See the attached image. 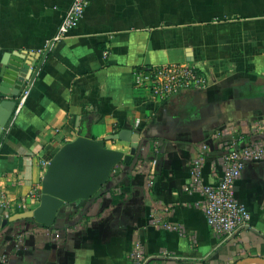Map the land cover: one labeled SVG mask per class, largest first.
Instances as JSON below:
<instances>
[{"label":"crops","instance_id":"obj_1","mask_svg":"<svg viewBox=\"0 0 264 264\" xmlns=\"http://www.w3.org/2000/svg\"><path fill=\"white\" fill-rule=\"evenodd\" d=\"M71 2L0 0V68L14 58L30 72L24 106L0 131L2 211L37 207L48 161L77 136L129 129L140 146L96 195L63 204L53 225L2 228L0 264H136L135 243L145 264L264 258V156L235 180L250 223L233 237L211 231L201 191L188 188L195 158L201 184L214 185L231 145L264 141V0H89L53 40ZM184 62L204 87L153 100L133 83L135 71ZM13 91L0 80V107ZM105 146L128 153L130 142Z\"/></svg>","mask_w":264,"mask_h":264},{"label":"built area","instance_id":"obj_2","mask_svg":"<svg viewBox=\"0 0 264 264\" xmlns=\"http://www.w3.org/2000/svg\"><path fill=\"white\" fill-rule=\"evenodd\" d=\"M89 0H72L64 13L53 40L62 39L68 31L77 25ZM133 83L136 87L148 89L151 99L161 100L184 88H202L206 77L193 64L163 63L134 72ZM29 94V85L22 84L15 96L12 117L24 106ZM264 156V141L247 138L240 147L231 145L224 154V167L214 185L201 184L199 159L190 165L191 183L189 189H199L202 193V208L211 231L224 239L233 237L249 226L250 213L234 195L235 180L249 161H257ZM5 204V194L0 190V208ZM166 225V224H165ZM130 257L136 264H145L142 246L135 243Z\"/></svg>","mask_w":264,"mask_h":264},{"label":"water","instance_id":"obj_3","mask_svg":"<svg viewBox=\"0 0 264 264\" xmlns=\"http://www.w3.org/2000/svg\"><path fill=\"white\" fill-rule=\"evenodd\" d=\"M14 58L1 62V84L15 88L14 97L18 94L24 80L29 78L27 64L21 66ZM15 100L1 103L0 131L11 115ZM120 140L130 142L128 153L105 146V141ZM140 146L138 134L129 129L106 135L100 139L77 136L64 143L50 158L41 180V194L37 207L10 215H4L0 208V230L11 222L31 218L41 226L54 224L56 215L65 203L94 196L107 182L112 168L118 163L129 164ZM261 261L262 257H245L233 264Z\"/></svg>","mask_w":264,"mask_h":264},{"label":"trees","instance_id":"obj_4","mask_svg":"<svg viewBox=\"0 0 264 264\" xmlns=\"http://www.w3.org/2000/svg\"><path fill=\"white\" fill-rule=\"evenodd\" d=\"M99 191H100V190H99ZM99 191H98V192H99ZM98 192H97V193H98ZM97 193H96V194H97ZM96 194H95V195H96ZM23 220H26V221H32V222L36 223V222H35L33 219H31V218H26V219H23ZM11 223H12V222H11ZM37 224H38V223H37ZM38 225H39V224H38Z\"/></svg>","mask_w":264,"mask_h":264},{"label":"rangeland","instance_id":"obj_5","mask_svg":"<svg viewBox=\"0 0 264 264\" xmlns=\"http://www.w3.org/2000/svg\"><path fill=\"white\" fill-rule=\"evenodd\" d=\"M3 214L7 216V215H9L10 213H8V212H3Z\"/></svg>","mask_w":264,"mask_h":264}]
</instances>
